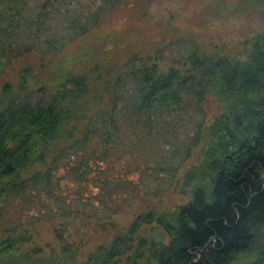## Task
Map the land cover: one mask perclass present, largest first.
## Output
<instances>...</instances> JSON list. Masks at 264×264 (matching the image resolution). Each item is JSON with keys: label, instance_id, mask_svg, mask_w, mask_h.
I'll return each mask as SVG.
<instances>
[{"label": "trees", "instance_id": "trees-1", "mask_svg": "<svg viewBox=\"0 0 264 264\" xmlns=\"http://www.w3.org/2000/svg\"><path fill=\"white\" fill-rule=\"evenodd\" d=\"M136 1L0 0V264H77L63 227L48 251L30 228L56 215L59 226L110 222L129 173L143 207L79 264H264V31L234 53L181 37L119 68L111 53L104 68L96 56L112 33L100 24ZM177 44L185 53L160 68ZM26 54L38 73L23 64L5 80ZM176 182L186 202L149 203Z\"/></svg>", "mask_w": 264, "mask_h": 264}, {"label": "rangeland", "instance_id": "rangeland-1", "mask_svg": "<svg viewBox=\"0 0 264 264\" xmlns=\"http://www.w3.org/2000/svg\"><path fill=\"white\" fill-rule=\"evenodd\" d=\"M112 14L103 19L99 29L106 34L112 33L111 37H103L102 45L106 55L102 58L100 55L96 56L99 57V63L104 68L106 67L105 58L111 53H113V57L120 59L114 64L107 63V65L119 68L125 54L137 51L145 56H153L163 44L181 37L192 39L207 51L214 47H223L228 53H234L241 50L244 42L252 35L264 31V2L254 6H245L238 0H137L135 4L130 5L129 3L120 6ZM116 46L123 50L118 51ZM184 46L186 45L177 44L169 48L166 58L163 57L159 61L160 68L168 67L172 64L173 58L182 52L185 53ZM72 47L68 46L67 51ZM23 64L34 66L35 72L38 73L40 64L37 55L26 54L8 69L4 79L14 82ZM43 88L44 85L37 86L36 94L43 93ZM210 105L214 108L213 103ZM156 157L153 154L150 159ZM194 159H196V154L191 156V160L194 161ZM186 164L188 165L185 163L177 170V178L181 177L186 169ZM153 172V174H157L155 171ZM136 176V173L127 175L132 180L131 183L134 184L130 186V193L126 194L127 203L122 210H118L111 216L110 222L95 223L92 220L74 218L71 223L59 226L58 222L61 217L56 215V217L38 222L30 228L34 235V244L42 246L47 251L50 250V247L55 243V227H63L62 237L72 244H79V251L76 255L77 264H79L98 244L106 243L115 230L127 226L139 209L143 207V205L141 207L142 194ZM166 180L165 174L162 173L154 181V185H164ZM174 180L176 178L172 182ZM177 182L180 184L179 179ZM177 182L171 183L170 188L168 187L160 198L150 200L149 203L156 201L155 203H159L160 208L171 210L186 202L188 193L180 192V185ZM148 184L153 186L151 182H147L146 186ZM64 196L73 199L74 203H78L74 193H66ZM118 200L121 201L122 198L120 197ZM35 210L37 211V208ZM60 213L64 214V212Z\"/></svg>", "mask_w": 264, "mask_h": 264}]
</instances>
